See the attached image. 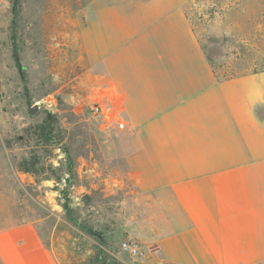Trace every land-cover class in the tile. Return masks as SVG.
Wrapping results in <instances>:
<instances>
[{
  "label": "crops",
  "instance_id": "1",
  "mask_svg": "<svg viewBox=\"0 0 264 264\" xmlns=\"http://www.w3.org/2000/svg\"><path fill=\"white\" fill-rule=\"evenodd\" d=\"M194 1L82 4L68 102L97 106L112 136L81 176L117 196V231L149 264H264V70L219 73ZM0 264L59 263L21 222L0 229Z\"/></svg>",
  "mask_w": 264,
  "mask_h": 264
},
{
  "label": "rangeland",
  "instance_id": "2",
  "mask_svg": "<svg viewBox=\"0 0 264 264\" xmlns=\"http://www.w3.org/2000/svg\"><path fill=\"white\" fill-rule=\"evenodd\" d=\"M85 1L18 0L12 29L14 0H0V229L33 223L59 264H149L119 250L117 196L80 172L83 159L97 158V139L112 136L88 107L68 102L71 91L80 99L76 38ZM189 15L219 73L264 70V0H195ZM48 112L52 132L42 136L36 127Z\"/></svg>",
  "mask_w": 264,
  "mask_h": 264
},
{
  "label": "trees",
  "instance_id": "3",
  "mask_svg": "<svg viewBox=\"0 0 264 264\" xmlns=\"http://www.w3.org/2000/svg\"><path fill=\"white\" fill-rule=\"evenodd\" d=\"M19 10H20V5L18 3V0H14L13 5H12V21H11V28L14 29L16 28V18L19 14ZM14 40V39H13ZM12 57L14 60V63L16 64L17 67H20V63H19V48L17 47L16 43L13 42V46H12ZM53 119L54 117H52L51 113H47V117L45 118V120L36 127V131H38L42 136H46L47 134L52 132L51 129V125L53 124ZM18 170L20 172H25L28 173L29 169L27 167H24V163L21 162L18 166ZM71 170V163L69 161L68 164V171L70 172ZM97 258L101 261L103 260L104 256L102 255V253H99Z\"/></svg>",
  "mask_w": 264,
  "mask_h": 264
},
{
  "label": "built area",
  "instance_id": "4",
  "mask_svg": "<svg viewBox=\"0 0 264 264\" xmlns=\"http://www.w3.org/2000/svg\"><path fill=\"white\" fill-rule=\"evenodd\" d=\"M89 111L94 115L99 114V108L95 105L90 106ZM119 250L132 258H144L147 253L138 240L128 237L122 238Z\"/></svg>",
  "mask_w": 264,
  "mask_h": 264
},
{
  "label": "water",
  "instance_id": "5",
  "mask_svg": "<svg viewBox=\"0 0 264 264\" xmlns=\"http://www.w3.org/2000/svg\"><path fill=\"white\" fill-rule=\"evenodd\" d=\"M37 108H38L37 105H35V107L32 108V109L30 110V112H31L32 114H34V113L36 112Z\"/></svg>",
  "mask_w": 264,
  "mask_h": 264
}]
</instances>
